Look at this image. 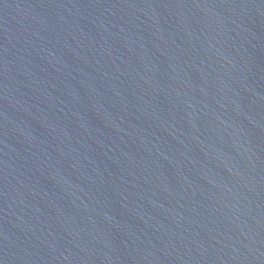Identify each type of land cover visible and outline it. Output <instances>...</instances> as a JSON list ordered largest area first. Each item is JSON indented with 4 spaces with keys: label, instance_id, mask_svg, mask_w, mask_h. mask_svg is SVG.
I'll return each instance as SVG.
<instances>
[{
    "label": "water",
    "instance_id": "1",
    "mask_svg": "<svg viewBox=\"0 0 264 264\" xmlns=\"http://www.w3.org/2000/svg\"><path fill=\"white\" fill-rule=\"evenodd\" d=\"M0 264H264V0H0Z\"/></svg>",
    "mask_w": 264,
    "mask_h": 264
}]
</instances>
